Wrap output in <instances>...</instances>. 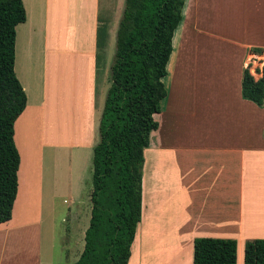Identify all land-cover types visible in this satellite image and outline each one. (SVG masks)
I'll return each mask as SVG.
<instances>
[{
    "label": "crops",
    "instance_id": "crops-1",
    "mask_svg": "<svg viewBox=\"0 0 264 264\" xmlns=\"http://www.w3.org/2000/svg\"><path fill=\"white\" fill-rule=\"evenodd\" d=\"M124 1L23 0L14 70L27 102L14 124L18 189L11 219L0 222V264H54L42 248L61 232L60 209L71 214L61 219L67 233L78 222L77 166L96 144ZM263 62L264 0H185L158 127L143 152L141 219L127 264H193L198 237L235 239L236 264H244L245 242L264 238V102L242 94L243 70Z\"/></svg>",
    "mask_w": 264,
    "mask_h": 264
},
{
    "label": "trees",
    "instance_id": "trees-1",
    "mask_svg": "<svg viewBox=\"0 0 264 264\" xmlns=\"http://www.w3.org/2000/svg\"><path fill=\"white\" fill-rule=\"evenodd\" d=\"M185 0H125L116 30L109 86L93 147L90 220L84 247L73 264H127L141 219L143 152L153 115L166 95L162 82L172 51L173 33ZM26 20L23 0H0V222L11 219L18 189L20 155L14 124L27 96L17 78L16 27ZM105 45V25L97 30ZM258 50V49H254ZM242 94L264 102L262 68L243 70ZM237 242L230 238L194 239L193 264H236ZM244 264H264V238L247 240Z\"/></svg>",
    "mask_w": 264,
    "mask_h": 264
},
{
    "label": "rangeland",
    "instance_id": "rangeland-1",
    "mask_svg": "<svg viewBox=\"0 0 264 264\" xmlns=\"http://www.w3.org/2000/svg\"><path fill=\"white\" fill-rule=\"evenodd\" d=\"M122 15V13H121ZM115 41H116V30H115V39L112 42L111 46V62L114 57V52H115ZM106 92L103 95V98L105 100ZM24 121L25 119H21V122ZM32 132H33V140L34 144H36V147L38 146L37 140H36V131H39L38 127L35 125L32 126ZM18 133H17V141L18 145L21 148V151L23 152V147H22V140L20 138V126L17 127ZM95 142L98 140V122L95 127ZM92 158H93V149L90 148L88 158L86 162L80 161V165L77 166V169L79 174L81 175V179L79 180V185L78 188L82 191V200H84V203L81 205L80 208V214L78 215V222L75 223L69 233L66 232L65 226L66 223L61 221V219L64 217V219L71 215L69 214V209L68 207L61 208L60 209V220L58 223V228L61 230V232H57L56 238L54 241L53 247H50L49 245L46 244L44 248H42V253L44 256V260L46 262L50 261L53 262L54 264H65L67 261L70 263H73L76 260L78 252L82 249L83 243H84V232L87 229L89 225V220H90V201L89 199L85 198L87 194H89L91 188H92ZM58 168L65 169L66 168V163L65 160H58L57 162ZM72 203L71 206V211L74 213V211L77 213L78 212V206L76 204ZM71 212V213H72ZM57 228V229H58ZM69 250V260L66 257L67 251Z\"/></svg>",
    "mask_w": 264,
    "mask_h": 264
}]
</instances>
